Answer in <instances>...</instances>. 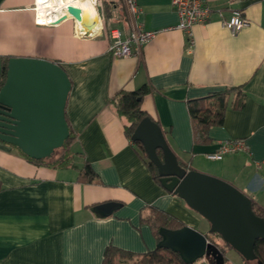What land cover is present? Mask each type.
Here are the masks:
<instances>
[{"label": "crops", "instance_id": "crops-1", "mask_svg": "<svg viewBox=\"0 0 264 264\" xmlns=\"http://www.w3.org/2000/svg\"><path fill=\"white\" fill-rule=\"evenodd\" d=\"M94 1L99 22L88 35L71 15L36 24L43 0H0V73L4 57L60 63L72 82L66 118L76 133L72 150L80 153L71 165L54 168L0 140V264H102L110 244L146 253L158 243L141 222L150 206L209 231L204 217L155 180L125 133L126 118L110 103L121 90L145 84L143 108L181 162L234 181L264 208V0H207L212 13L194 27L193 44L177 28L172 0H137L135 14L127 0ZM235 12L249 20L237 34L222 25ZM112 27L125 35L135 28L156 34L139 56L119 57L109 50ZM232 87L244 93L243 102L233 91L223 124L210 128L207 142H196L189 100ZM234 139L247 149L207 158ZM75 157L82 165L73 172ZM85 161L98 175L92 183L79 180ZM109 202L120 206L109 214L96 210Z\"/></svg>", "mask_w": 264, "mask_h": 264}, {"label": "water", "instance_id": "water-1", "mask_svg": "<svg viewBox=\"0 0 264 264\" xmlns=\"http://www.w3.org/2000/svg\"><path fill=\"white\" fill-rule=\"evenodd\" d=\"M62 8L65 13L55 22L69 14L81 23L85 34L93 33L99 22L96 10L90 22L83 7L69 4ZM71 88V79L60 63L39 57H10L7 78L0 88V140L31 158L50 157L70 135L66 105ZM132 140L143 144L158 168L161 185L210 223L209 233L221 235L246 260L257 259L255 244L264 239V218L253 210L249 195L220 177L188 169L169 145L160 124L151 117L139 123ZM158 149L163 151L162 159ZM118 206L119 202H109L96 210L109 214ZM160 233L157 247L178 252L188 263L204 257H213L216 264L225 263L221 249L194 227H163Z\"/></svg>", "mask_w": 264, "mask_h": 264}, {"label": "trees", "instance_id": "trees-1", "mask_svg": "<svg viewBox=\"0 0 264 264\" xmlns=\"http://www.w3.org/2000/svg\"><path fill=\"white\" fill-rule=\"evenodd\" d=\"M8 63L9 57L2 58L0 88L4 85L7 78ZM233 91H235L239 96V104L242 103L244 93L236 87L212 93L208 97L189 100L188 108L191 115L196 142H207L209 140L210 128L215 125L223 124L225 111L228 107L229 95ZM149 92L150 88L145 84L135 90H121L110 101L116 111L121 116L126 118L125 133L130 140H132V135L137 126L145 117H151L153 119V117L143 108L142 105L144 96ZM239 104H236L235 108L239 107ZM69 128L70 135L65 140L63 146L60 147L65 151L59 157L54 158L59 148L56 149L50 157L43 159H34L24 154L18 147L14 145L13 146L19 149L20 153L27 157L29 160L42 165L51 166L54 168L71 165L73 163L74 156L80 153H75L72 150V144L75 141L76 133L70 125ZM133 143L136 145L137 151L149 167L155 180L161 183L158 168L155 163L149 159L147 151L145 150L143 144L138 141H133ZM157 152L162 159V149H158ZM185 165L187 167L186 163ZM97 176L98 175L91 163L89 161H85L83 167L79 170V180L87 183H92L97 179ZM253 210L258 216L264 218V208L259 206V204H257L254 200ZM141 222L150 225L158 242L162 239V235L160 233L161 228L164 227L174 230L182 228L186 225L175 215L156 206H150L146 211L142 213ZM203 233L208 237L210 241H212L221 249L226 261V250L224 246H228L231 248L233 247L230 244L224 242L221 235H219L218 233H209V231ZM255 253L257 254V259L250 262L253 264H259L258 261L261 260L262 264H264V239H258L256 241ZM116 255L140 256L137 264H208L210 260L214 261L213 257H204L198 259L194 263H188L183 260L178 252L166 247H156L155 249L150 250L146 253L138 254L133 251L125 250L113 244H110L105 250L102 264H113Z\"/></svg>", "mask_w": 264, "mask_h": 264}, {"label": "built area", "instance_id": "built-area-1", "mask_svg": "<svg viewBox=\"0 0 264 264\" xmlns=\"http://www.w3.org/2000/svg\"><path fill=\"white\" fill-rule=\"evenodd\" d=\"M128 7L132 13L139 12L137 0H127ZM172 6L179 15V23L177 28L184 31L190 41L194 43L193 29L196 25L205 24L209 21L212 9L207 3V0H172ZM51 10L40 11L38 5L36 6V24L44 25L55 23L42 19V14L49 15ZM249 20L238 12L233 13L229 18L222 21V25L229 29L233 34H237L243 27L247 26ZM85 33V32H84ZM110 45L109 50L119 57L139 56L141 48L149 40H151L156 31L135 28L129 35H125L119 27H112L109 29ZM247 146L242 139H234L224 141L220 148L215 152H208L206 156L208 159L221 160L223 157L232 152L246 150Z\"/></svg>", "mask_w": 264, "mask_h": 264}, {"label": "rangeland", "instance_id": "rangeland-1", "mask_svg": "<svg viewBox=\"0 0 264 264\" xmlns=\"http://www.w3.org/2000/svg\"><path fill=\"white\" fill-rule=\"evenodd\" d=\"M63 148H59V150L56 152L55 157H59L61 154L64 153ZM78 155V154H76ZM212 164H218L217 162H212ZM82 165V162L80 159L75 157V162L73 166L71 167L73 172H76ZM232 183L233 185L237 186L234 181H230L229 179H224ZM206 221V220H205ZM207 222V221H206ZM208 223V222H207ZM226 250V261L224 264H248L250 261L246 260L238 251H236L234 248L224 246ZM140 256H121L116 255L114 258L113 264H137ZM210 260V259H209ZM208 264H216L214 261L210 260Z\"/></svg>", "mask_w": 264, "mask_h": 264}, {"label": "bare ground", "instance_id": "bare-ground-1", "mask_svg": "<svg viewBox=\"0 0 264 264\" xmlns=\"http://www.w3.org/2000/svg\"><path fill=\"white\" fill-rule=\"evenodd\" d=\"M57 2V0H43V3L39 6L40 11L42 10L44 11V13H46L47 10H56L57 12L55 13L54 11H51L47 16L42 14V19L48 20L49 22H53L58 17H62V15H64L65 11L62 8L63 6L74 4L83 7V9L88 13L89 21H93L91 17L92 13L95 12L94 0H60V3ZM56 4L58 6H55Z\"/></svg>", "mask_w": 264, "mask_h": 264}]
</instances>
